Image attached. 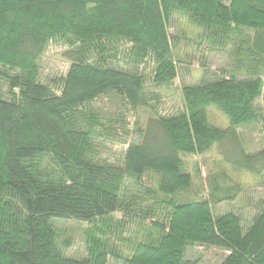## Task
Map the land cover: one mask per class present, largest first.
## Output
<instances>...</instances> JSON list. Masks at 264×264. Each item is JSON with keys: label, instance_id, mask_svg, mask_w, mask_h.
Returning <instances> with one entry per match:
<instances>
[{"label": "trees", "instance_id": "obj_1", "mask_svg": "<svg viewBox=\"0 0 264 264\" xmlns=\"http://www.w3.org/2000/svg\"><path fill=\"white\" fill-rule=\"evenodd\" d=\"M175 17L193 37L172 35ZM51 43L70 67L43 82ZM209 52L231 68L209 69ZM196 61L202 80L164 113ZM263 99L264 0H0V264H198L192 246L264 264V198L250 222L214 210L245 190L231 172L264 188ZM215 147L227 169L203 198L183 156ZM67 222L85 226L86 256L68 255Z\"/></svg>", "mask_w": 264, "mask_h": 264}, {"label": "rangeland", "instance_id": "obj_2", "mask_svg": "<svg viewBox=\"0 0 264 264\" xmlns=\"http://www.w3.org/2000/svg\"><path fill=\"white\" fill-rule=\"evenodd\" d=\"M194 28L187 23L184 18L175 17L172 21L171 33L172 35L183 37V40L188 37H193ZM183 48V47H182ZM66 48L63 45L51 43L47 47L46 52L40 59L41 80L47 82L54 79H59L67 74L70 67V62L65 58ZM206 62L209 69L212 71H220L223 69H230L233 61L224 53L209 52L206 53ZM203 69L198 61L192 64L180 65L179 77L175 81V92L165 98L161 110L168 113L179 105V94L181 88L185 85L196 84L202 80ZM261 108V118L264 122V99L259 102ZM211 120L222 128L230 125L228 117H224L218 110H211ZM224 150L227 148L224 147ZM183 158L189 163L190 171L194 174L196 171L200 172L199 177L195 182V191L201 197H207V180L206 178L213 173H218L223 169H227L223 162V157L217 147L202 156H188ZM235 180L240 182L245 188L239 199L235 203H222L215 207V212L225 213L228 211H235L240 213L246 222H250L256 214V203L264 198V188L254 181V178L246 173L231 172ZM63 240L66 235L70 236L71 244L68 248V255L74 257H84L85 239L83 231L85 226L75 223L67 222L58 226ZM229 253L222 249L214 247L192 246L189 247L187 256L189 259L196 261L198 264H221ZM110 264H119L111 261Z\"/></svg>", "mask_w": 264, "mask_h": 264}]
</instances>
